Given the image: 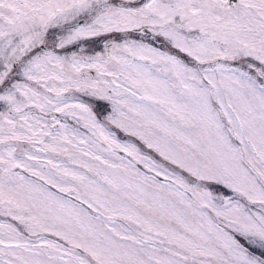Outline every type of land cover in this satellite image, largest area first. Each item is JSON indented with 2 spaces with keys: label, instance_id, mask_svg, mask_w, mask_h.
Here are the masks:
<instances>
[{
  "label": "snow or ice",
  "instance_id": "obj_1",
  "mask_svg": "<svg viewBox=\"0 0 264 264\" xmlns=\"http://www.w3.org/2000/svg\"><path fill=\"white\" fill-rule=\"evenodd\" d=\"M0 264H264V0H0Z\"/></svg>",
  "mask_w": 264,
  "mask_h": 264
}]
</instances>
